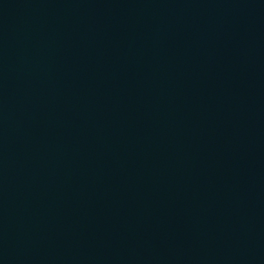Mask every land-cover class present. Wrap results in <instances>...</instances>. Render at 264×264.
Wrapping results in <instances>:
<instances>
[{
  "label": "water",
  "instance_id": "water-1",
  "mask_svg": "<svg viewBox=\"0 0 264 264\" xmlns=\"http://www.w3.org/2000/svg\"><path fill=\"white\" fill-rule=\"evenodd\" d=\"M0 264H264V0H0Z\"/></svg>",
  "mask_w": 264,
  "mask_h": 264
}]
</instances>
